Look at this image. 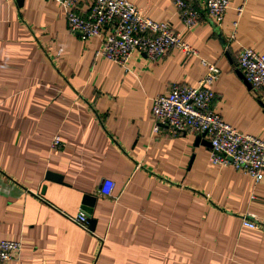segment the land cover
<instances>
[{"label":"crops","instance_id":"1","mask_svg":"<svg viewBox=\"0 0 264 264\" xmlns=\"http://www.w3.org/2000/svg\"><path fill=\"white\" fill-rule=\"evenodd\" d=\"M128 1L197 56L134 54L126 71L96 58L102 39L71 33L59 4L0 0V240L22 244L2 264H264V179L213 165L208 138L155 134L152 119L156 97L198 85L203 59L221 70L214 110L264 141V88L249 87L237 63L243 48L264 54V0H231L221 27L205 14L191 29L176 0ZM107 181L112 197L100 193ZM80 213L93 230L68 218ZM245 216L260 228H244Z\"/></svg>","mask_w":264,"mask_h":264},{"label":"built area","instance_id":"2","mask_svg":"<svg viewBox=\"0 0 264 264\" xmlns=\"http://www.w3.org/2000/svg\"><path fill=\"white\" fill-rule=\"evenodd\" d=\"M59 4L65 11L71 33L82 41L102 39L101 49L96 53L129 70L134 54L146 56L152 62L166 58L172 50L186 56H197L196 51L174 32L169 23L156 22L143 10L128 0H87L86 14L79 11L81 0H47ZM231 0H204L205 10H197L185 0H176L179 16L187 29L202 23L207 14L217 27H221L230 8ZM238 9V16L243 14ZM231 40H235L239 23L234 22ZM207 69L196 87L175 84L168 94L153 100L152 119L154 133L163 129L171 136L206 135L211 143L210 161L213 165L232 168L238 173L252 177L256 182L264 179V141L245 134L224 122L214 110L216 94L213 90L221 70L214 64L200 59ZM238 68L254 90L264 88V54L252 48H243L238 56ZM65 144L59 136L52 143L53 150H62ZM113 182H105L100 193L112 197ZM68 218L88 229L87 216L80 213ZM242 226L257 230L260 222L254 216H245ZM22 250L21 242L0 240V264L14 261Z\"/></svg>","mask_w":264,"mask_h":264},{"label":"water","instance_id":"3","mask_svg":"<svg viewBox=\"0 0 264 264\" xmlns=\"http://www.w3.org/2000/svg\"><path fill=\"white\" fill-rule=\"evenodd\" d=\"M241 78H243V79L245 80V82L247 83V81H246L245 77L243 76V74L241 75ZM247 84H248L249 87H252L249 83H247ZM205 138H206V135H202L201 138H199L198 140L201 141L202 139H205ZM204 142H206L205 144H207L208 146L211 147V143H210V142H208L207 140H204L203 143H204ZM48 177H49L50 179H55V180L58 181V182H62V177H61V176L58 177V176H54L53 174H49ZM44 191H45V187H44L43 190H42V194L44 193ZM93 199H94V198H92V197H88V198H86L84 204H86V205H88V206H93V201H94ZM84 211H85L88 215H91V214H92V210L89 209V208H84ZM87 218H88V217H87ZM87 222L89 223V225H90V227H91L90 229L93 230V227H94V225H95V220H93V219H91V218H88V219H87Z\"/></svg>","mask_w":264,"mask_h":264}]
</instances>
